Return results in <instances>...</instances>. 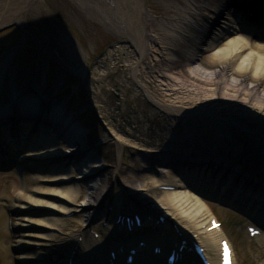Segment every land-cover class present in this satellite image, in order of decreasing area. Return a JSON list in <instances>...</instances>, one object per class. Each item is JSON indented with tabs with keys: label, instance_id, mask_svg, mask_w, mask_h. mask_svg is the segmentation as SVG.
Returning a JSON list of instances; mask_svg holds the SVG:
<instances>
[{
	"label": "bare ground",
	"instance_id": "obj_1",
	"mask_svg": "<svg viewBox=\"0 0 264 264\" xmlns=\"http://www.w3.org/2000/svg\"><path fill=\"white\" fill-rule=\"evenodd\" d=\"M43 1L50 2V0ZM55 1L57 3H54ZM72 1L89 17L94 19L96 17L95 20L124 39L123 43L125 44L121 48L128 46L132 59H135V62L130 66L127 80L131 84L137 85L143 96L153 104L158 112H163L169 117L175 115L177 116L175 119L184 116L194 127L207 128L205 132L214 136H233L234 143L241 146L239 148L242 155L238 154L234 157L237 159V163L246 159L242 149L249 150L248 157H251L250 162L253 164L256 158L261 156L264 152V46L255 41L245 44L238 37H231L233 32L229 33V40L226 41L230 29L227 23L224 24L225 29L219 35L209 32L210 24L213 22L210 19L212 5L219 4L223 0H188L184 15L180 19H172L173 24L170 27L161 19L151 18V14L148 13L150 11L145 10V0L144 2L142 0ZM40 2L42 1L15 0L10 2L9 0H2L0 2V25L15 18L25 41L49 55L52 54L56 60L63 61V65L67 68L84 77L80 52L73 48L67 37L56 34L59 37L57 41L60 40L57 44L64 47L61 55H57L54 50L58 51V49L56 50L54 44L47 41L50 36H47L44 29L41 35V32L35 33L36 36L34 31H26V22L21 20L27 11L31 13L36 11L34 14L41 27L43 26L42 18L37 13ZM51 4L60 8L58 0L51 1ZM61 12L62 9H57V16L63 19L64 23L73 21L72 15L68 13L59 14ZM20 17H22L21 20L18 19ZM216 20L219 21L220 19L217 18ZM153 22L154 28L152 27ZM46 41L47 46H45ZM12 54L13 52L9 56ZM152 87L159 90V95L154 93ZM64 104H58L54 101L52 104L45 102L47 109H45L44 115L47 116L46 119L39 116L34 119V123L41 128V132H44L47 124L49 125L48 122H51L50 116L54 112L62 114L64 117L65 112H68ZM8 122H12L11 125H13V121L10 119ZM50 125L52 127L57 126L56 123ZM61 125L64 126V123ZM57 127L60 129V126ZM167 129L168 126L165 128L166 131L162 128L160 132L161 134L166 132L169 140H176L182 136L169 133ZM65 131L64 134L63 128H61L60 134H64V138L74 149L80 152L85 151V158L90 157L89 159L92 161L91 164H84L81 171H74L75 177L80 182H84V177L88 178L89 175L93 177V175L98 174V177L85 184L84 190H87L85 193L81 192V187L78 184L60 189H34L28 200L35 206L55 209V211L65 215L72 212H83L89 216L91 206L105 194L108 178L112 177L118 169L120 159L118 156L115 162H110L106 158H103V161H98V157L90 154L89 150L86 151L89 135L82 125L74 124L73 126L70 124L69 127L65 128ZM37 137H39V133H37ZM116 139L113 140L115 144ZM53 142H57V140H53ZM51 153H55V149ZM25 156L31 157L32 154ZM258 170L262 176L259 180L264 184V172L260 168ZM164 172L160 170V174H157L158 179L135 180L130 185L132 192L135 190L139 199L150 203L155 202L158 204V208H164L165 212L161 217L167 227H169L168 222H170L168 220L171 219L177 218L185 222L186 225L184 226L198 235L207 252L215 257L220 235L216 230L207 231L210 216L206 207L188 192L160 191L159 186L168 185L167 182L163 181H167L170 177L168 171H166L168 174ZM64 178L53 177L51 180L56 181ZM248 186L251 189L257 188L255 183H249ZM15 188L17 185L14 186ZM257 189L259 191L262 188L259 186ZM158 193H160L159 197H154ZM40 194L45 195L39 196ZM13 195L10 197V203L13 202ZM45 196H54L52 201L55 200L59 206L46 200ZM21 199H24L23 194L17 193L16 200ZM169 216H173V218ZM77 220L81 224L85 221L84 219ZM62 221L56 217H43L41 220L29 222L40 227L53 228ZM31 236L37 237L39 234H31ZM0 248L5 252L8 259V253L2 243Z\"/></svg>",
	"mask_w": 264,
	"mask_h": 264
},
{
	"label": "rangeland",
	"instance_id": "obj_2",
	"mask_svg": "<svg viewBox=\"0 0 264 264\" xmlns=\"http://www.w3.org/2000/svg\"><path fill=\"white\" fill-rule=\"evenodd\" d=\"M40 1L42 2H40L37 13L42 18V27L34 14L36 11L34 13L27 11L22 20V17L18 19L26 22V31H34V34L41 32V35L44 29L47 36H50L47 41L54 44L56 50L58 49V51L54 50L57 55H61V51H64V47L57 44L60 41H57L59 39L58 34L67 37L73 48L80 52L81 65L92 70V77H94L92 84L95 85L93 86L97 90V102L98 100L103 102L105 110H108L106 112L108 117L106 123L107 127L110 125V128L108 127L105 131L103 127L98 126L99 136L103 138V143L105 142L98 156L100 158L106 157L110 162H115L120 154L119 158L123 170L125 167L123 163L132 164L135 161L133 155L139 151L138 148L155 145L158 141L160 144L163 143L164 140L160 135V130L165 119L168 120L169 118L157 114L137 85L131 84L127 80L130 66L135 62V59H132L128 46L127 48H121L125 44L123 43V38H120L112 30L108 29L107 26L95 20L96 17L95 19L89 17L72 0H58L60 8L51 4L53 0H50V2ZM54 3H57V1ZM144 4L145 10L150 11L148 13L151 14V18L161 19L169 27L173 24L172 19H180L188 6L186 0H145ZM57 9H62V12L59 14L68 13L72 15L73 21L71 23H64L63 19L57 16ZM15 23L18 25V21L14 18L0 25V28L4 29L2 28L4 26L15 27ZM153 25L154 22L152 27ZM28 27L29 29H27ZM47 41L46 44L44 43L45 46H47ZM18 43L19 34L15 28H9L0 32V101L3 98L2 95L10 96L11 92L14 91L26 93L30 91L32 86L41 89L43 82L46 83L45 86L47 87L53 83L54 85H58L61 81H65L66 76L80 81L78 75H75V77L67 73V70L64 68L66 66L63 65L62 61L54 60L55 57H52V54L49 55L41 51L30 42H26L28 44H25L27 48H20L19 51L16 48L10 49ZM6 49L10 50L2 53ZM11 52H13L12 57L9 56ZM59 67L61 70L66 71H59L58 73ZM3 68L8 70L4 76L1 74ZM152 89H154V93L159 95V90L156 87H152ZM81 96L84 97V94H81ZM76 106H81L82 109L86 108L87 111L90 109V106L85 102L80 104V100L76 101ZM116 112H118L120 117L116 115ZM83 114H86L85 111ZM94 120H97L96 116ZM106 132L109 133L107 134ZM113 136L118 138L116 140L118 144L113 142L115 140ZM124 169L127 171L126 168ZM116 178L130 182L132 176L130 173H127V178H125L119 170ZM107 183L109 184V182ZM115 183L117 184V181ZM41 184L39 183L38 185ZM42 186V189L48 187L47 185ZM29 187L31 188V185ZM41 195L44 196L45 194H40L39 196ZM45 197L46 200L53 202L52 198L54 196ZM53 204L59 206V203L55 202V200ZM44 209V215L48 217L59 215L55 209ZM3 218L0 217V230L4 228ZM238 255V264H244L243 260L245 259H243L241 252ZM0 259L2 260L1 255ZM251 260H246V264H250Z\"/></svg>",
	"mask_w": 264,
	"mask_h": 264
}]
</instances>
